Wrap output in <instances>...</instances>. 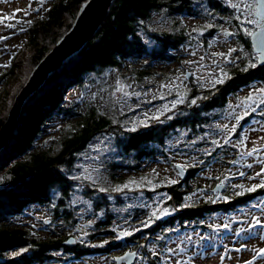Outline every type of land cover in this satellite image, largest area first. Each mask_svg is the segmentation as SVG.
Returning a JSON list of instances; mask_svg holds the SVG:
<instances>
[{"label": "trees", "instance_id": "trees-1", "mask_svg": "<svg viewBox=\"0 0 264 264\" xmlns=\"http://www.w3.org/2000/svg\"><path fill=\"white\" fill-rule=\"evenodd\" d=\"M88 1L54 0L46 15L29 24L27 40L14 50L7 69L0 76V81L5 82L0 96V128L7 122L14 99L38 64L70 30L79 9ZM198 9H203L202 14L196 11ZM236 10L225 0L112 1L94 35L27 97L14 134L0 151V264H64L87 261L95 254L123 248V243L127 244L136 235L137 229L129 227L135 226L138 218L151 219L155 205L158 206L156 212L164 213L166 209L167 214L158 218L146 238L143 264H169L171 256H166V249L180 236L186 239L189 249L197 246L206 251L209 247L223 245L225 234L232 235L234 241L244 242L261 233L264 223L247 225L239 215L247 210L256 213L262 209L264 188L237 195L243 190L231 184L238 180L237 184L245 188L254 185L250 178L242 180L240 174L233 175V170L236 168L246 175L251 169L248 161L253 149L241 151V147L248 146L250 133L264 125V95L263 101L245 114L233 105L234 100L242 98L243 90L264 88V65H258L250 36L243 32L242 19H239L242 17ZM226 11L235 30L229 37H236L240 48L224 64L223 83L205 85L188 73L187 84L180 90L184 102L177 103L173 112L147 117L121 109L113 98L118 76L136 83L139 88H148L151 83L147 78H153L154 67L166 66L163 75L164 79L168 78L172 75L171 63L181 64L190 48L201 44L207 52L216 53L213 41L223 26L220 20L226 18ZM222 12L223 17L217 22L212 19ZM185 16H202L203 21L191 25ZM143 59L146 60L143 62ZM249 61L257 66L242 71ZM125 66L132 69L131 74L123 71ZM102 82L110 85L112 99L105 108L100 100ZM76 87H80L79 95L74 89L69 93L70 88ZM91 90L93 97H85ZM83 99L89 101L85 111L79 107ZM192 99H196V104L190 103ZM153 116L159 119H152ZM113 117L126 118L131 129L135 127L136 130L129 133L130 151L125 156L134 155L137 161H128L114 171L109 169L107 177L99 173L87 180L88 184L68 178L64 173L68 175L75 170L78 151L93 135L121 130L113 125ZM228 118L238 120L233 133L224 127L223 122ZM144 119H148L146 127H143ZM59 120L67 124L57 139L58 146H53L49 144L53 138L51 127ZM152 141L156 143L150 144ZM144 145L147 148H143ZM137 151L140 152L137 154ZM175 155L194 158V162L187 165V177L175 184L167 181V176L160 177L156 169L144 171L141 165V161L148 158L159 161ZM63 164L68 171L60 169ZM216 164L224 165L218 177L225 182L221 196L197 180L198 175H204L205 170ZM141 177L145 179L141 181ZM130 180L136 183L114 193V188ZM52 188L60 190L61 194L50 204ZM100 188L107 190L100 191ZM139 188L143 189L129 190ZM200 188L212 192V198L200 201L199 197H194ZM158 193L165 194L162 204L156 199ZM34 204L49 208L51 217L43 223L47 233L34 231V227L20 222L25 216L33 215L28 208ZM185 204L190 206L184 207ZM82 214L96 219L94 223V219H90L93 221L89 223L92 227L87 239L74 245L65 244ZM125 222L127 233L132 235L119 239L116 228H123ZM226 224L228 228L224 227ZM161 233L163 235L159 236ZM104 240L109 242L104 243ZM159 248L163 254L159 253Z\"/></svg>", "mask_w": 264, "mask_h": 264}, {"label": "rangeland", "instance_id": "rangeland-1", "mask_svg": "<svg viewBox=\"0 0 264 264\" xmlns=\"http://www.w3.org/2000/svg\"><path fill=\"white\" fill-rule=\"evenodd\" d=\"M54 0H0V20L3 23H0V76L5 69H7L10 58L14 54V50L20 48L24 42L27 40L29 36V31L27 28L29 24L27 21H35V19H40L42 16L46 15L48 9L52 6ZM229 6L233 4L239 5L236 12L242 18V27L243 29L248 28L250 31H254L259 27V24L248 23V20L258 21L256 12V0H225ZM31 5V7H29ZM248 5V7H246ZM27 10L25 13L24 10ZM200 14H202L203 9L201 11L196 10ZM225 17L220 22H222L223 26L218 32V37L216 41H213V49L216 53H229L230 49H236L235 52H231V55H225L223 57L219 55H213V52H207L205 48L199 44L197 47L190 48L189 53L184 58V61L180 64L171 63V66L174 67V72L171 70L172 75H168L166 79H164V75L167 71L164 65H158L151 70L153 73V78L149 79L150 86L146 88L142 86L139 88V85L136 83L127 81L123 76H118L116 80V86L113 88V98L118 102L121 109L132 110L136 113L143 114L147 113V117L151 114L156 115H165L166 113L173 112L176 109L172 106L173 101L179 100L181 97L180 90L185 87L187 84L186 76L188 72H190L191 77L194 80L202 81L205 85H209L214 83L215 80L221 79L224 75V64L232 59L231 56H234L240 48L239 41L235 38H230L227 33L233 32L232 25L228 21V11L225 13ZM219 16V17H218ZM223 17V12L219 13V15L212 16V19H215L216 22L218 18ZM186 20L191 25H198L199 22H202V16L190 17L185 16ZM8 24L13 25V27H7ZM26 29V30H21ZM244 32V30H243ZM4 37H8L4 39ZM255 52V51H254ZM256 53V52H255ZM257 57V53H256ZM203 58V59H201ZM146 59H143L144 62ZM139 64V63H138ZM136 65V64H135ZM137 66V65H136ZM138 67V66H137ZM131 68L129 66H125L124 70L126 73L131 74ZM187 74V75H186ZM189 77V76H188ZM179 78V79H177ZM5 84L4 81H0V96L2 91L4 90ZM114 85V82H113ZM161 85H166V87H161ZM103 93L102 97H100L101 103L103 104V108L107 105L109 101L112 102L111 92L109 90L110 85L108 82H102ZM23 89V88H22ZM75 90L76 95L80 93V87L70 88L69 93ZM94 87H92V90ZM260 89H264L263 87H254L247 92L246 90L242 91V98L238 100H234L233 105L238 107L240 113L245 114L251 108H255L260 101H263L264 93L260 92ZM90 93L87 92L85 97H93L90 96ZM22 91V90H21ZM20 91V92H21ZM19 92V94H20ZM125 93H129V95H125ZM139 93L140 95H136ZM18 94V95H19ZM17 95V96H18ZM251 95L252 99H247V97ZM100 96V95H99ZM162 97V98H161ZM17 98V97H16ZM14 99V102L16 100ZM93 100V99H91ZM151 101L155 103H151ZM13 102V104H14ZM87 103L84 99L80 104V109L84 110L87 107ZM198 104V103H197ZM167 105V111H160L163 109V106ZM13 106V105H12ZM11 106V108H12ZM10 108V110H11ZM127 111L123 112L124 114ZM10 114V111H9ZM9 114L7 117H9ZM8 120V119H7ZM64 120H59L51 127V132L53 138L49 141L53 146L57 145V139L61 133H63L64 128L66 126ZM148 123V119H144V126L146 127ZM224 125H227V128L230 129L233 133V129L235 125L238 124L237 119L228 118L223 122ZM113 125L119 126L121 130L113 129V131H109L106 134L97 133L93 135L90 140L82 149L78 151V154L74 160L75 170L69 173L66 176L72 179L79 184L87 182L89 179L95 178L99 173L103 174L105 177L109 175L110 170L114 171L117 166L123 165L126 162H135L136 157L134 155H130L127 158L125 155L127 151H130L129 147V133L133 132L131 130V126L128 124L126 118H118L113 117ZM123 130V131H122ZM264 125L261 126L258 130L252 131L250 133L248 146L241 147V151H250L251 149H256L253 155L249 158V163L252 164L250 170L246 172L241 179L247 180V178L255 177L250 180V183L256 184L259 183L262 179H264V174L260 176H256V173L261 172L264 169ZM155 141H152L150 144H155ZM148 144V143H147ZM143 148H147V145H144ZM140 151H137V154ZM76 155V153H75ZM194 162V158L189 155H175L171 159H167L166 157L162 160L155 159H145L141 161V165L144 171L156 169L160 175V177L168 178L167 181L171 180H179L182 178L180 175H177L178 169L175 167L176 163H181L187 165ZM175 163V165H174ZM127 164V163H126ZM80 167V168H78ZM60 169H64L68 171L65 165H61ZM110 169V170H109ZM224 165L216 164L210 169L204 171V175H198L197 180L203 182L205 187H211L212 189L216 185L218 177L223 173ZM240 174V171L234 168L233 175ZM238 180L231 182L232 185L237 184ZM88 184V182L86 183ZM139 189H129L130 191L142 190ZM50 204H53L54 201L57 200L59 195L61 194L60 190H54V188L50 189ZM122 191H114V193L118 194ZM224 191L214 192L218 196H221ZM213 193L210 192L206 188H200L193 195L194 197H199L200 201L205 199L212 198ZM156 199L159 204L164 203L165 194L158 193ZM158 206L153 207V211H156ZM29 211H32L33 215H27L21 219V223L25 225L34 227V231H45L43 228L44 220L51 217L49 212V208L46 205H38L34 204L28 208ZM80 212H83L80 209ZM161 217L166 216L167 212L160 213ZM241 219L246 220L247 225H261L264 223V206L262 209L253 213L251 210H247L245 213H241L239 215ZM90 219H94V217L86 216L82 214L80 217V221L78 226L79 230L75 233L78 241H83L87 239L89 232L91 231V225L89 223ZM259 219L260 223L257 224L256 221ZM46 221V220H45ZM96 219L92 223H94ZM142 220H137L136 225L129 227L130 229H137L141 227H145L144 224H139ZM37 224V225H35ZM123 228H116L120 233L119 239H124V233L127 232L125 227H128L126 222ZM90 225V226H88ZM72 231H76L72 229ZM260 234L258 236L252 237L251 239L240 242L234 241L232 239V235L224 236V242L218 248H207L206 251H202L200 247H192L188 248V244H186V239L184 237H177L176 239L170 242V248L175 249V252H168L166 256H171L169 264H246L247 261H252V264H264V255L259 253V249L264 248V227L260 228ZM109 242L108 240H104ZM123 248L127 247L126 243H123ZM155 248V247H153ZM122 248H114L111 253H100L95 254L93 256L88 257V259L81 261L68 262L64 264H77L78 262L82 264H114L115 260L114 255L119 254ZM153 251L155 249H152ZM160 254H163L161 248L158 249ZM145 254L139 255L135 264H143V259ZM182 257L184 261L182 262Z\"/></svg>", "mask_w": 264, "mask_h": 264}, {"label": "water", "instance_id": "water-1", "mask_svg": "<svg viewBox=\"0 0 264 264\" xmlns=\"http://www.w3.org/2000/svg\"><path fill=\"white\" fill-rule=\"evenodd\" d=\"M113 0H89L78 11L76 19L70 28V30L55 44L53 49L46 55V57L38 64L30 79L23 87L20 94L17 96L8 117L7 122L0 128V151L11 139L15 132L16 121L19 117L23 103L27 100V97L37 90L46 80V78L52 74L63 63L64 59L72 57L77 53L83 45L94 35L97 27L101 24L105 18L108 8ZM259 21V27L253 32L257 35L250 36L252 48L257 53V63L259 66L264 65V6L259 9L256 6L255 12ZM190 73V72H188ZM181 163H176V165ZM183 165V164H182ZM180 171V176L186 178L188 170L184 167ZM222 181L216 183L213 189L214 192L222 191L225 187V182ZM221 185L220 187H217ZM159 214L155 213L154 218H158ZM157 220L151 223V226H155ZM132 233L126 235L130 237ZM67 245H74L77 243V237L70 235L65 241ZM133 253L134 255H128ZM125 257L123 260L115 259L117 264H135L138 251L136 249H126L124 252L117 254L115 257ZM82 264V263H79Z\"/></svg>", "mask_w": 264, "mask_h": 264}, {"label": "snow or ice", "instance_id": "snow-or-ice-1", "mask_svg": "<svg viewBox=\"0 0 264 264\" xmlns=\"http://www.w3.org/2000/svg\"><path fill=\"white\" fill-rule=\"evenodd\" d=\"M41 3H43V0H41ZM256 6H257L258 9H259L261 6H264V0H256ZM29 7H31V5H29ZM232 7H233V8H238L239 5H237V4H233ZM246 7H248V5H246ZM24 11H25L26 14H28L26 9H25ZM247 22H248V23H252V24H259V21L248 20ZM0 23H3V21L0 20ZM27 23H28V24H31V21H27ZM7 27H13V25L8 24ZM207 27H211V25H208ZM21 30L23 31V30H26V29H21ZM244 33H245L246 35H248V36H255V35H257L255 32L250 31L248 28H245V29H244ZM227 34H228V35H231V33H227ZM261 35H264V32H262ZM7 38H8V37H4V39H7ZM235 51H236V49H230V50H229V53H227V54H225V53H214L213 55H219V56L223 57V56H225V55H231V52H235ZM201 59H203V58H201ZM256 66H257V65H256L255 63H252L251 61H249L248 66H246L245 68H243V69H241V70H242V71H247V70H248V67L255 68ZM225 78H227V74H225ZM177 79H179V78H177ZM223 82H224V78H221V79H217V80H215V81H214V84H215V83H223ZM161 87H166V85H161ZM259 91L262 92V93H264V89H260ZM125 95H126V96L129 95V93H125ZM136 95H140V94H139V93H136ZM161 98H162V97H161ZM247 99H249V100L252 99V96L249 95V96L247 97ZM183 102H184V99H183V97H181V99L176 100V101H173L172 106L175 107V105H176L177 103H183ZM196 102H197L196 99H192V100L190 101L191 104H196ZM167 110H168V106H167V105H164V106H163V109L160 110V111H167ZM145 116H147V113H145ZM169 118H171V117H169ZM152 119H157V120H158L159 117H158V116H153ZM224 127L227 128V125H224ZM131 130H132V131H135L136 129H135V127H133ZM262 139H264V138H262ZM225 142L227 143L228 141H225ZM213 143H216V141H213ZM255 151H257V150H256V149H253V152H255ZM248 154L251 155L252 153H248ZM233 163H235V161H233ZM262 163H264V161H262ZM175 167H176L178 170H183L184 167H185V165L178 164V165H176ZM248 167H252V165H248ZM262 174H264V169H262L261 172L256 173V176H260V175H262ZM177 175H178V176L180 175V171L177 172ZM240 175H241V176H244L245 173L241 172ZM250 178H251V179H254L255 177H250ZM144 179H145L144 177H141V181H143ZM169 182L172 183V184H175V183H177L178 181H177V180H171V181H169ZM133 183H136V182H135L134 180H130V181H128L127 183H125V184H123V185H121V186H117V187L114 188L113 190H114V191H122L123 189L128 188L129 185H130V184H133ZM149 183H150V181H149ZM221 184H223V181L221 182ZM220 186H221V185H218L217 187H220ZM232 187L242 189L243 191H241V192H239V193H236V194H237V195H243L244 192H252V191H255L257 188H264V181H261V183H259V184H254V185H252L251 187H247V188H245V186H244L243 184H235V185H232ZM99 190H100V191H106L107 189H105V188H100ZM213 191H215V189H213ZM169 199H170V197H169ZM187 199L190 200L191 197H188ZM209 199H211V197H209ZM225 199H227V197H225ZM183 206H184V207H188V206H190V205L185 204V205H183ZM164 211L167 212L166 209H165ZM152 215L155 216V212H153ZM256 223H257V224L260 223L259 219H257ZM209 227H212V226L209 225ZM217 227H219V226H217ZM224 227H225V228H228L229 225L226 224V225H224ZM128 234H129V233H127V232L124 233V235H128ZM160 239H163V237H160ZM105 243H107V241H105ZM166 251H168V252H175V249L168 248V249H166ZM258 251H259L260 254L264 255V248L259 249ZM128 255H134V254H133V253H128ZM124 258H125V257L121 256V257H114L113 259H120V260H123ZM246 264H252V261H247Z\"/></svg>", "mask_w": 264, "mask_h": 264}, {"label": "flooded vegetation", "instance_id": "flooded-vegetation-1", "mask_svg": "<svg viewBox=\"0 0 264 264\" xmlns=\"http://www.w3.org/2000/svg\"><path fill=\"white\" fill-rule=\"evenodd\" d=\"M155 213H158L159 216L158 218L161 216L160 212H156V211H153ZM158 218H154V216L152 215V218L151 219H142V218H138V220H142V222H140L139 224H144L145 227H141V228H137L136 230V235L134 237H131L132 240L129 241L127 243V247L126 248H122L120 251V253L124 252L126 249H136L138 251V256L139 255H142L143 254V248L146 247V238L148 235H150L154 229L155 226H151V223L154 221V220H158ZM93 220H90V222H92ZM79 226L76 225L75 229L76 230L75 232H73V234H70V235H74L75 236V233L79 230ZM139 234V236H138ZM163 234H159V236H162ZM77 243H78V240H77ZM114 249V248H113ZM151 252H154L153 250H151ZM107 253H111V252H107ZM117 254L114 255V257L116 256ZM138 258V257H137ZM115 260V259H114ZM137 261V260H136ZM80 262H78L77 264H79ZM114 264H117L116 263V260H115V263Z\"/></svg>", "mask_w": 264, "mask_h": 264}, {"label": "built area", "instance_id": "built-area-1", "mask_svg": "<svg viewBox=\"0 0 264 264\" xmlns=\"http://www.w3.org/2000/svg\"><path fill=\"white\" fill-rule=\"evenodd\" d=\"M170 68H172V70L174 71V67L170 65Z\"/></svg>", "mask_w": 264, "mask_h": 264}]
</instances>
